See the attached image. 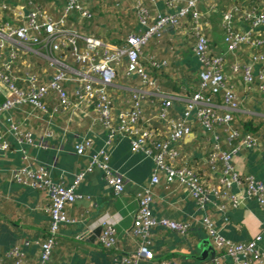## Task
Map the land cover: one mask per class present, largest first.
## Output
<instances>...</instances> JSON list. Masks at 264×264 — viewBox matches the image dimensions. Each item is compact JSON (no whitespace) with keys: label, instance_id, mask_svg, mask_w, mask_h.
I'll return each mask as SVG.
<instances>
[{"label":"crops","instance_id":"1","mask_svg":"<svg viewBox=\"0 0 264 264\" xmlns=\"http://www.w3.org/2000/svg\"><path fill=\"white\" fill-rule=\"evenodd\" d=\"M93 13L92 18H82L72 14L68 27L83 35H93L103 42L125 45L132 33L145 29L139 19V9L134 0H82ZM260 0H202V28L209 39L211 51L226 59L227 83L232 85L240 97V108L236 111L237 124L244 131L253 133L260 141L255 148H242L233 158L235 168L244 175H253L264 180V92L258 90V80L247 90L240 73H234L231 66L236 61L250 62L254 53H264L263 47L243 46L230 52L225 42L222 11L239 3L251 7ZM9 8L0 9V40H6L1 26L6 21L21 25L30 9L39 7L54 18L60 16L64 0H0ZM187 0H180L183 5ZM148 11V22L152 23L158 14L175 13L166 0H142ZM192 18H184L179 28L168 27L161 36L151 38L144 47L141 59L157 86L146 88L141 78L128 73V59L124 55L116 65V77L110 87L114 110L130 107L131 98L138 90H147L149 96L143 103L145 116L165 135L166 127L155 118L158 104L164 99H172V115L181 113L186 99L198 87L201 65L195 53L196 38L192 30ZM247 23L236 20L238 29L247 28ZM258 35L264 41V26ZM7 48H0V66L8 61L9 52L15 46L18 52L13 61L16 83L27 87L28 74L37 73L41 82H46L57 70L51 57L68 66L73 76L86 71V66L78 62L68 46L53 52L44 42L25 46L17 40L6 41ZM82 47L85 45L81 40ZM155 60L166 61L156 67ZM256 70L264 64L257 62ZM94 81L98 76L92 74ZM71 94L72 104L65 109L57 108L54 92L45 99L47 110L43 111L31 104H21L0 115V255L14 247L23 253L30 264H39L41 242L46 238L50 226V198L39 189L15 180L14 171L23 165L45 167L55 181L71 184L75 175L83 170L89 155L99 148H106L110 154L112 168L124 178L125 189L116 194L108 187L103 172L99 169L87 174L77 186L80 197L67 207L68 216L74 220L60 227L57 242L48 264H123V257L136 255L143 240L133 234V225L139 208L140 195L151 182L154 161L143 151L134 152L127 136L109 140L108 132L99 120V112L91 104H79L73 95L77 86L74 80L64 82ZM11 95L8 86L0 81V103ZM219 111H227L222 96L214 101ZM222 131V129L220 130ZM219 133V130L217 131ZM221 147L229 148L224 133ZM85 136L94 140V148L87 155H80L75 144ZM6 142L8 148H3ZM216 140L214 133L205 131L201 124L194 122L193 132L181 147L180 163H187L202 172L209 183L215 182V174L207 165L209 151ZM234 191H239L237 187ZM153 210L156 216H166L175 220L190 222L186 234L153 228L147 246L154 252L153 259L141 257L139 264H236L230 256L220 258L221 252L202 223L207 214L217 224L220 233L233 242H246L261 234V249L264 251V210L259 203L240 192V202L233 206L227 199L214 200L205 210L199 209L189 189L179 182H167L164 174L152 187ZM226 203L224 212L218 209ZM115 222L118 243L115 248H104L100 244L102 221ZM219 257V258H218ZM219 259V260H218ZM12 262V261H10ZM254 264H263L255 262Z\"/></svg>","mask_w":264,"mask_h":264},{"label":"built area","instance_id":"2","mask_svg":"<svg viewBox=\"0 0 264 264\" xmlns=\"http://www.w3.org/2000/svg\"><path fill=\"white\" fill-rule=\"evenodd\" d=\"M134 1L139 9L140 22L145 29L138 34H130L123 46L103 42L93 35H83L78 30L68 27V18L72 14H78L82 18L93 17V13L82 0H64L58 18H54L37 6L26 14L19 13L24 18V22L21 25H15L10 21L4 22L1 31L6 40H0V48L3 50L7 48L6 41L9 40H17L25 46L44 42L50 45L52 53L68 46L76 60L86 66L85 72L73 76L68 66L51 57L53 64L58 66L54 75L48 81L41 82L37 73H30L26 78L28 86L21 87L16 83L17 78L13 74L12 64L18 55L13 46L8 61L0 66V81L5 83L11 92V95L0 103V115L24 103L46 111L45 99L50 92L56 94L58 109L68 108L72 100L64 82L74 80L77 86L73 90V95L77 103L91 104L99 112V120L107 130L109 140L118 136H127L131 141L132 151H143L154 161L151 182L140 195L139 208L133 225L134 236L142 239L143 243L140 244L136 255L123 257V264H139L141 257L154 258V252L147 246L153 228L161 227L180 234H186L190 228L189 221L154 214L152 187L160 182L161 174H164L167 182L177 181L186 186L199 209L205 210L208 204L218 199H227L235 206L240 202L239 191L245 190L246 196L255 199L264 210V180L253 175L241 174L234 165L233 158L242 148L255 149L260 145V141L253 133L242 130L237 124L234 111L240 108V97L234 87L227 83L225 57L214 54L210 49L209 39L202 28L203 15L199 7L202 0H187L183 5H179L180 0H166L170 8H176V12L158 14L152 23L148 22L149 14L143 7L142 0ZM8 8L6 2H0L1 10ZM221 14L225 42L230 52L238 51L243 46L263 47L264 41L258 32L264 26V0L251 7L236 3L223 10ZM189 16L192 18V30L196 38L194 49L201 65L198 87L186 99L183 111L175 116L170 112L172 99H164L158 104L155 118L166 127L165 135L161 136L151 120L145 116L143 103L149 96L147 90L135 92L130 107L116 111L112 104L110 87L116 77V65L124 55L128 59V73L137 74L146 88L156 87L157 78L150 74L141 59L144 47L151 38L161 36L166 28H179L183 19ZM238 19L247 23V28L238 29L236 27ZM81 40L85 43L83 47ZM251 57L250 62L236 61L231 68L234 73L241 74L243 85L247 90L251 89L258 80L257 88L264 92V66L259 70H256L255 66L257 62L264 64V53H254ZM152 64L161 67L166 61L155 60ZM92 74L98 76V81H94ZM220 95L228 108L227 111H219L214 104L215 99ZM195 121L199 122L205 131L214 133L216 142L207 157V165L216 178L213 183H209L202 172L186 162L180 163L182 144L185 138L192 134ZM222 133L229 148L221 147ZM2 147L8 148V144L4 142ZM93 148L94 140L90 136H85L75 144V149L80 155H87ZM96 169L103 172L108 187L114 193L120 194L124 191V178L112 168L110 154L104 147L89 155L87 166L75 175L71 184L55 181L45 167H32L27 164L14 171L16 181L43 190L50 198L51 220L48 234L41 242L39 264H48L50 261L60 227L74 221L68 216L67 207L80 197L76 190L77 186L87 174ZM234 187L239 191H234ZM226 207V203H221L218 209L224 212ZM202 223L215 247L221 252L220 258L230 256L236 264L255 262L264 264V251L260 246L261 234L246 242H233L220 233L217 224L209 215L202 216ZM117 243L115 222L102 221L100 236L102 247L115 248ZM0 264L30 263L24 259L20 249L14 247L4 255H0ZM172 264L179 263L173 261Z\"/></svg>","mask_w":264,"mask_h":264}]
</instances>
